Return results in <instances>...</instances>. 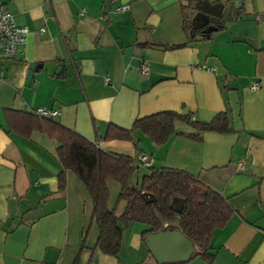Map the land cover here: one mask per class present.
Listing matches in <instances>:
<instances>
[{
	"label": "crops",
	"instance_id": "crops-1",
	"mask_svg": "<svg viewBox=\"0 0 264 264\" xmlns=\"http://www.w3.org/2000/svg\"><path fill=\"white\" fill-rule=\"evenodd\" d=\"M209 1L233 6L236 0ZM121 4L128 11L118 12ZM189 5L0 0L28 30L21 54L0 61V264H157L143 243V224L120 225L117 259L96 250L99 231L85 187L65 171V189L57 193V142L37 132L23 138L7 131L5 110L37 109L56 111L53 121L106 153L135 161L145 154L152 165L139 169L134 184L149 169L198 179L234 210L211 235V264H264V0H237V10L225 9L237 16L231 13L217 31L194 42L182 29L183 10L192 22L196 15ZM184 43L178 50L161 48ZM183 107L202 123L225 113L232 132L204 133L201 141L175 135L162 146L139 132L132 142L103 140L109 125L130 129L136 119ZM177 132L191 129L178 125ZM107 187L108 207L119 217L126 207L118 201L120 187ZM195 262L187 264H207Z\"/></svg>",
	"mask_w": 264,
	"mask_h": 264
},
{
	"label": "trees",
	"instance_id": "trees-1",
	"mask_svg": "<svg viewBox=\"0 0 264 264\" xmlns=\"http://www.w3.org/2000/svg\"><path fill=\"white\" fill-rule=\"evenodd\" d=\"M193 9L196 0H190ZM231 6V5H230ZM233 7V6H231ZM188 8V9H189ZM237 16L238 11H233ZM232 17L229 12V18ZM224 23L223 17L218 20ZM192 18L182 12V29L187 42H194L201 30H192ZM164 46L163 50H178L185 45ZM194 115L182 108L174 111L158 112L136 119L130 129L109 125L103 136L105 141L132 142V134L139 132L147 136L156 146L166 144L173 136L181 135L191 140L201 141L204 133L225 134L232 132L225 113H218L208 123L195 120ZM7 131L23 138L34 132L45 135L57 142L56 159L61 167L57 176V193L65 189V171L72 172L87 190L92 204V221L96 224L99 236L96 250L104 256L116 258L121 250L122 225L143 224L148 230L142 239L151 234L176 228L194 247L187 264L196 258L207 264L214 261L209 242L214 230L223 228L234 215L227 200L201 183L192 175L173 169H149L138 182L132 180L139 171L135 160L130 157L101 150L97 143L88 141L77 132L68 129L51 118L35 113L5 110ZM184 125L190 133H178L177 126ZM119 185L118 201L126 203L123 214L117 217L109 209L110 198L107 184ZM182 205L181 212L175 205Z\"/></svg>",
	"mask_w": 264,
	"mask_h": 264
},
{
	"label": "water",
	"instance_id": "water-1",
	"mask_svg": "<svg viewBox=\"0 0 264 264\" xmlns=\"http://www.w3.org/2000/svg\"><path fill=\"white\" fill-rule=\"evenodd\" d=\"M230 5L211 3L209 0H196L193 6L196 15L192 30H201L202 35H209L217 31L218 26L209 25L210 18L217 20H220L222 17L225 19L229 18V12H225V9L230 7ZM233 6L234 9H238L237 0L234 1ZM59 66L62 67V64ZM28 75H31V72ZM181 208L182 205L180 203L175 205V211L177 213L181 212ZM143 243L157 264L186 262L194 253L192 243L176 228H167L157 233H151L144 238Z\"/></svg>",
	"mask_w": 264,
	"mask_h": 264
},
{
	"label": "built area",
	"instance_id": "built-area-1",
	"mask_svg": "<svg viewBox=\"0 0 264 264\" xmlns=\"http://www.w3.org/2000/svg\"><path fill=\"white\" fill-rule=\"evenodd\" d=\"M129 9L128 4H121L117 11L120 13L126 12ZM85 10L82 9L81 14H84ZM43 32V30H41ZM28 30L26 28H21L16 25L14 17L6 11L4 8L0 7V61L16 59L21 54V48L25 44L26 36ZM207 72H213L214 68L200 67ZM148 72V67L146 64L142 63L139 68V73L141 75H146ZM258 85L254 84L251 86V90H257ZM38 116L51 118L57 114L56 111H47L45 109H37L34 111ZM139 168H147L152 165V160L148 158L145 154H140L136 161ZM264 212V208H263Z\"/></svg>",
	"mask_w": 264,
	"mask_h": 264
},
{
	"label": "flooded vegetation",
	"instance_id": "flooded-vegetation-1",
	"mask_svg": "<svg viewBox=\"0 0 264 264\" xmlns=\"http://www.w3.org/2000/svg\"><path fill=\"white\" fill-rule=\"evenodd\" d=\"M225 11H226V10H225ZM209 25H212V26H218V25H219V21H218L217 19L210 18Z\"/></svg>",
	"mask_w": 264,
	"mask_h": 264
},
{
	"label": "rangeland",
	"instance_id": "rangeland-1",
	"mask_svg": "<svg viewBox=\"0 0 264 264\" xmlns=\"http://www.w3.org/2000/svg\"><path fill=\"white\" fill-rule=\"evenodd\" d=\"M234 9V8H233ZM233 9L232 10H230L229 12L230 13H233ZM225 12H228V10L227 11H225ZM228 14V13H227ZM140 174H142L141 172H138L137 174H136V176H139L140 177ZM136 176H135V178H136ZM133 184H134V182H133ZM200 260H199V258H196V262L195 263H198ZM139 264H142V263H139Z\"/></svg>",
	"mask_w": 264,
	"mask_h": 264
}]
</instances>
